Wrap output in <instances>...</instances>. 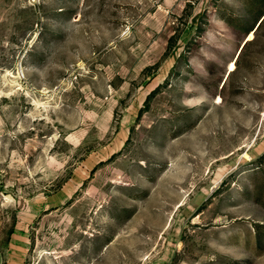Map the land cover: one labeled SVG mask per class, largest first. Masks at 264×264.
I'll list each match as a JSON object with an SVG mask.
<instances>
[{
	"label": "rangeland",
	"instance_id": "1",
	"mask_svg": "<svg viewBox=\"0 0 264 264\" xmlns=\"http://www.w3.org/2000/svg\"><path fill=\"white\" fill-rule=\"evenodd\" d=\"M0 264H264V0H0Z\"/></svg>",
	"mask_w": 264,
	"mask_h": 264
}]
</instances>
